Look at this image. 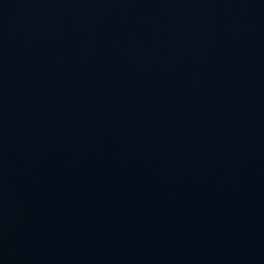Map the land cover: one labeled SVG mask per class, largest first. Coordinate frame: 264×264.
I'll list each match as a JSON object with an SVG mask.
<instances>
[{"label":"water","instance_id":"95a60500","mask_svg":"<svg viewBox=\"0 0 264 264\" xmlns=\"http://www.w3.org/2000/svg\"><path fill=\"white\" fill-rule=\"evenodd\" d=\"M0 264H264V0H0Z\"/></svg>","mask_w":264,"mask_h":264}]
</instances>
